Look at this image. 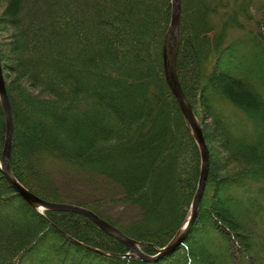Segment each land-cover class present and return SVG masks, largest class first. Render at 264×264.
Wrapping results in <instances>:
<instances>
[{
    "label": "trees",
    "instance_id": "16d2710c",
    "mask_svg": "<svg viewBox=\"0 0 264 264\" xmlns=\"http://www.w3.org/2000/svg\"><path fill=\"white\" fill-rule=\"evenodd\" d=\"M181 3L177 72L210 161L186 238L145 261L82 213L31 205L0 167V264H264V0ZM171 17L172 0H0L13 175L151 255L185 224L201 171L163 67ZM5 134L0 101V163Z\"/></svg>",
    "mask_w": 264,
    "mask_h": 264
},
{
    "label": "water",
    "instance_id": "95a60500",
    "mask_svg": "<svg viewBox=\"0 0 264 264\" xmlns=\"http://www.w3.org/2000/svg\"><path fill=\"white\" fill-rule=\"evenodd\" d=\"M181 16V0H172L171 22L163 42V67L167 83L174 97L176 98L186 121L191 127L196 142L199 145L201 152V171L198 186L191 203L190 214L185 221V225H183V227L167 245L159 249L158 253L154 255L142 251L140 248V243L138 241H136L132 237L127 236L120 228L104 219L103 217L99 216L92 210L73 203L54 202L42 199L31 190L27 189L15 178L10 167V153L13 136V111L7 94L2 64L0 61V101L3 106L6 119V134L0 167L6 175L7 179L14 185L20 195L31 205L41 209L67 210L82 213L91 218L103 231L127 244L132 254L139 256L145 261H154L159 259L161 256L174 250L186 238L197 217L199 203L206 185L210 166L209 149L203 136L202 127L200 126L192 109V106L187 99L186 94L184 93L177 72V55L180 42Z\"/></svg>",
    "mask_w": 264,
    "mask_h": 264
},
{
    "label": "rangeland",
    "instance_id": "374dc122",
    "mask_svg": "<svg viewBox=\"0 0 264 264\" xmlns=\"http://www.w3.org/2000/svg\"><path fill=\"white\" fill-rule=\"evenodd\" d=\"M259 1L260 0H257V4L259 3ZM232 9L234 8L233 6L231 7ZM256 10V9H255ZM231 12V11H230ZM249 13H251L252 14V16H256L257 15V13L256 12H254L252 9L250 10V12ZM241 16V15H240ZM240 18V17H239ZM240 19H242V18H240ZM247 20L249 19V18H246ZM229 30L231 31V33H228V36H227V38L230 36V37H232V36H235L236 35V37L238 38L239 36H240V32H232V30H234L233 28L232 29H230L229 28ZM244 35V34H243ZM229 40V39H228ZM228 63V61L227 60H225V61H221V65H225V64H227ZM220 64V63H219ZM201 111V110H200ZM202 112V111H201ZM196 116V115H195ZM197 118V117H196ZM198 120V119H197ZM199 122V124H200V126L202 127V124L200 123V121H198ZM191 128V127H190ZM4 147V146H3ZM209 149V148H208ZM1 157H2V154H1ZM68 203V202H67ZM116 213H118V212H116ZM261 215V217L263 216V218H264V215H263V213H261L260 214ZM185 225V224H184ZM183 227V226H182ZM181 227V228H182ZM180 228V229H181ZM179 229V230H180ZM178 230V231H179ZM178 231H177V233H178ZM176 233V234H177ZM175 237V236H174ZM173 237V238H174ZM257 241H259L258 239H257ZM169 243V242H168ZM140 248H141V245H140ZM142 250V249H141ZM143 251V250H142Z\"/></svg>",
    "mask_w": 264,
    "mask_h": 264
}]
</instances>
